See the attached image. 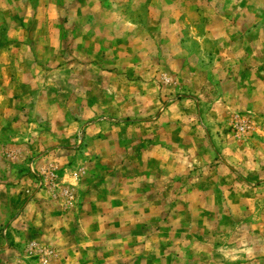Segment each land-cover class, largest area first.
I'll use <instances>...</instances> for the list:
<instances>
[{"label":"rangeland","instance_id":"obj_1","mask_svg":"<svg viewBox=\"0 0 264 264\" xmlns=\"http://www.w3.org/2000/svg\"><path fill=\"white\" fill-rule=\"evenodd\" d=\"M0 264H264V0H0Z\"/></svg>","mask_w":264,"mask_h":264}]
</instances>
